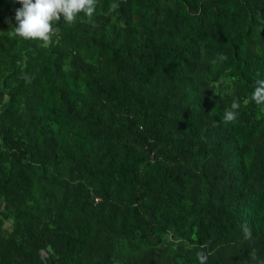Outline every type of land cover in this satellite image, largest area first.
<instances>
[{
	"label": "trees",
	"instance_id": "16d2710c",
	"mask_svg": "<svg viewBox=\"0 0 264 264\" xmlns=\"http://www.w3.org/2000/svg\"><path fill=\"white\" fill-rule=\"evenodd\" d=\"M20 7L0 0V264H264V0H97L47 46L9 36Z\"/></svg>",
	"mask_w": 264,
	"mask_h": 264
},
{
	"label": "clouds",
	"instance_id": "9594fccd",
	"mask_svg": "<svg viewBox=\"0 0 264 264\" xmlns=\"http://www.w3.org/2000/svg\"><path fill=\"white\" fill-rule=\"evenodd\" d=\"M16 2L22 7L15 12L16 26L9 32V36L38 41L45 46L51 43L55 35L54 24L61 19L72 24L80 14L91 20L97 4V0H16ZM117 7V4L111 5L112 10ZM250 101L256 105H264V79L256 81ZM240 107V102L233 100L224 112V121L226 123L235 121ZM261 110L264 111V108ZM241 230L244 239L251 238V229L247 224L241 225ZM196 256L199 264H207V253L201 251Z\"/></svg>",
	"mask_w": 264,
	"mask_h": 264
}]
</instances>
